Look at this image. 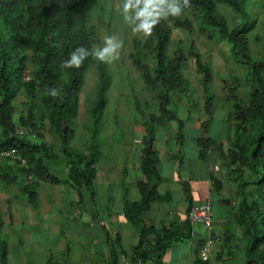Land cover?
<instances>
[{
	"label": "trees",
	"instance_id": "obj_1",
	"mask_svg": "<svg viewBox=\"0 0 264 264\" xmlns=\"http://www.w3.org/2000/svg\"><path fill=\"white\" fill-rule=\"evenodd\" d=\"M101 1L0 0V153L16 149L23 160L0 166V184L18 187L31 201L42 181L74 186L81 199L83 192L92 201L96 198L97 165L103 157L99 135L109 106L112 74L107 62L91 56L79 67L66 68L63 61L81 45L90 49L96 46L98 30L90 22ZM181 3L201 32L217 43H227L231 55L229 66L236 73L234 87L231 84L228 87L224 79L228 90L226 101L232 109L225 120L230 131L229 148L223 153L230 176L237 180L236 223L243 231L245 248L242 253H234L227 247L219 259L239 257L240 260L242 255L245 261L241 259L239 264H264V203L260 205L255 199L259 197L261 202L264 199V57L257 58L251 48V42L261 44L257 30H264V0H188L187 4L181 0ZM219 4L230 11V21L220 11ZM169 20L176 27L194 30L188 18L162 19L152 35L135 41L136 52L131 55L154 94L156 105L149 113L137 109L145 129L141 154L143 177L138 182L141 198L129 201L125 195L122 200L123 214L135 228L138 241L129 250L113 246L108 257L110 264H118L119 256L126 257L129 253L130 264H161L168 249L192 236L187 219L171 222L169 226L162 223L159 227L148 226L145 220L153 204H163L172 198L170 192L159 191L164 178L155 145L156 132L169 131L175 123L179 149L186 140L187 120L181 116L174 94H186L190 88L184 74L187 53L183 43L171 48L175 42ZM191 54L196 56L197 71L203 75L201 83L206 93L204 110L208 119L201 123L204 136L195 141L200 157L204 158L208 148L217 144L209 138L217 102L216 95L209 90L213 71L210 64ZM91 70L97 72L95 89L87 104L88 131L92 138L87 148L77 150L70 141L77 129L81 92ZM241 86L247 89L244 96L238 92ZM52 87L59 90L55 97L49 94ZM21 96L25 116L23 113L16 119L15 102ZM19 128L32 132L29 136L34 137L19 136ZM46 135L59 143L58 151L46 140ZM192 207L189 206L188 212ZM3 225L0 212V264H9L8 242L1 234ZM196 263L206 264L199 256Z\"/></svg>",
	"mask_w": 264,
	"mask_h": 264
},
{
	"label": "crops",
	"instance_id": "obj_2",
	"mask_svg": "<svg viewBox=\"0 0 264 264\" xmlns=\"http://www.w3.org/2000/svg\"><path fill=\"white\" fill-rule=\"evenodd\" d=\"M214 125L209 131V138L216 140L217 144L208 148L204 158L200 157L195 142L204 136V131H185L186 140L181 149L177 146L176 131L173 137H170L171 131L156 132L155 145L164 178L159 191L170 192L172 198L163 204L152 205L145 215L148 226L180 223L187 218L190 205L210 202L214 213L213 232L210 234L203 225L196 224L189 239L175 243L183 247L173 249L175 246H172L167 250L169 257L165 264H197L202 246L212 235L217 240L211 260L204 263L239 264L241 259L245 261L242 255L240 260L239 257L219 259L220 253L227 247L234 253H242L245 239L236 223L235 208L239 203L237 180L230 176L228 161L223 153L229 148L230 131H216ZM142 137L134 140L140 143L141 154ZM170 157L176 161H171ZM127 161L125 166L120 163L117 171L105 168L102 176L97 175L94 201L86 192L82 193L81 199L76 188L66 184L40 182L33 201L27 195H22L18 187L0 188V212L4 222L1 234L8 242L9 264H110L108 257L113 246L118 250L121 247L129 250L136 245L138 234L123 214L122 200L125 195L129 201L141 198L138 188V182L143 177L141 155L140 162L135 165ZM124 173L127 177L123 186ZM19 233L23 239L17 237ZM73 234L82 236L81 241L77 242L80 243L77 249ZM58 255L61 256L59 261L55 259ZM98 256L101 260L103 258L102 263L98 262ZM38 258L44 260L37 263ZM130 260V253L126 257L120 255L118 264H130Z\"/></svg>",
	"mask_w": 264,
	"mask_h": 264
},
{
	"label": "rangeland",
	"instance_id": "obj_3",
	"mask_svg": "<svg viewBox=\"0 0 264 264\" xmlns=\"http://www.w3.org/2000/svg\"><path fill=\"white\" fill-rule=\"evenodd\" d=\"M121 5L122 0H102L100 6L92 13L90 22L92 25L96 26L98 30V37L95 45L103 46L105 42L104 37L106 35H118L124 41L123 47L119 50V57L112 62H107L113 82L108 92L109 106L105 110L103 119L104 125L99 135V143H101V150L103 152V157L97 165L99 176H102L101 172L105 168L109 170L114 168L117 171V167L120 166L119 164L121 163L125 166L126 163H128L127 160L131 161L134 165L140 162L141 146L140 143L137 144L134 140H139L141 136H143L145 129L139 120V112L137 109L149 113L155 110L156 105L154 94L148 89L141 72L137 69L131 57V55L136 52L135 41L144 39L145 35L132 31L131 26L123 19V15L120 11ZM219 7L220 11L230 21V11L226 10L224 4H219ZM178 17L190 19L194 26V30L190 31L185 27H176L174 22L169 20V24L173 28V39L175 42L171 48H177L180 43H183L187 53L184 74L190 83V88L186 94H174V99L179 105L181 116L184 120L187 119L186 132L202 131L201 123L208 119L204 110L206 93L201 83L203 75L197 71L195 62L196 56L191 54V52L200 56L205 63L210 64L213 70L209 90L216 95L217 108L214 112V118L211 124L213 125V123H215L214 126L216 127H214V130L216 131H229V125L226 124L225 120L232 108L226 101L228 90L224 79L228 81V87H230V84L234 87L236 84L233 76H236V73L234 74L229 66L231 63L228 57L231 55L229 54L228 45L225 42L217 43L207 34L201 32L197 27V22L193 20L191 13L188 11L184 10ZM257 34L258 38H261V44L256 45L251 42V48L253 54L261 59L264 57V30L258 28ZM96 80L97 72L91 70L86 81L87 86L85 85L82 92L77 129L70 141L71 146L77 150L87 148L92 138L91 131H88L89 119L87 116V104L92 98ZM246 90L244 86L238 88V92L241 96H244ZM23 101L24 97L21 96L15 102L17 110L16 119L24 113ZM23 116H25V113ZM211 128L213 129V127ZM169 129L171 131L170 137H173L174 132L177 130V125L172 123ZM29 137L31 139L34 136ZM46 140L49 143H53L57 151L59 150V143L54 141L52 136L46 135ZM158 147H160V143ZM129 156L130 158L128 159ZM8 163L9 165L15 164L13 160L10 162L7 160H0V166H4ZM115 176H121V174H115ZM135 179L137 178L135 177ZM12 186H9L8 189L16 188V186ZM0 188L2 189L4 186L0 184ZM1 189L0 192H2ZM248 190L251 191L252 187H249ZM255 199L259 201L260 205L264 203V199L262 202L259 197ZM80 205L82 206V204ZM8 237L11 238V236ZM17 237L20 239L24 238L20 233ZM72 238L74 240L73 242L77 243L81 241L82 236L73 234ZM79 245L80 243L75 244V249H77ZM178 246L180 248L183 247L182 244L177 246L174 244L173 249H178ZM168 257V254L163 256V264L166 263ZM58 258L60 259L61 256L58 255L55 259L59 261ZM36 260L37 263H41L44 259L38 258ZM97 260L99 263H102L103 258L101 260V257L98 256Z\"/></svg>",
	"mask_w": 264,
	"mask_h": 264
},
{
	"label": "clouds",
	"instance_id": "obj_4",
	"mask_svg": "<svg viewBox=\"0 0 264 264\" xmlns=\"http://www.w3.org/2000/svg\"><path fill=\"white\" fill-rule=\"evenodd\" d=\"M187 2L188 0H184V4H187ZM120 11L123 15L124 21L128 25L131 26L132 31L134 33H143L145 36H150L153 34L155 27L161 22L162 19L181 15L184 11V5L181 3V0H122ZM104 41L105 42L103 46L96 45V46H93L91 49L84 45L77 47L75 50L70 52L69 58L63 61V66L66 68H70L72 66L79 67L90 56L98 59L99 61H104V62H112L116 60L119 57V54H120L119 50L123 47L124 41L118 35H106L104 37ZM49 94L55 97L59 94V90L55 87H52L49 90ZM186 130H187V127H186ZM21 131H23V134H21ZM158 131H166V130L160 129ZM17 133L21 137L29 136L30 134H32V132L30 133V131H27L22 128H19ZM13 150H16V149L2 151L0 153V160H8V158H10L14 162H16L17 160L22 162L23 160L21 156L18 155V153H16L15 156H12V155L4 156L3 155L4 153H9ZM207 203L211 205L212 212H213L212 203L210 202H207ZM213 216H214V213H213ZM213 226H214V222H213ZM209 232L211 234L213 232V228H212V231H209ZM210 239H213V245H212V250H211V257H212L213 247L215 244V240H217V238L212 235L209 239H207L206 242H208ZM204 245L202 246V248L204 247ZM201 250H200V253H201ZM199 258L202 260L201 256ZM202 261L208 262L204 260Z\"/></svg>",
	"mask_w": 264,
	"mask_h": 264
},
{
	"label": "built area",
	"instance_id": "obj_5",
	"mask_svg": "<svg viewBox=\"0 0 264 264\" xmlns=\"http://www.w3.org/2000/svg\"><path fill=\"white\" fill-rule=\"evenodd\" d=\"M23 134V131H21ZM16 150H13L9 153H4V156L16 155ZM187 219L191 226L196 224L203 225L207 230L212 231L213 228V212L212 207L209 203L194 206L188 213ZM213 245V239H210L201 250L200 256L202 260L209 261L211 259V250Z\"/></svg>",
	"mask_w": 264,
	"mask_h": 264
},
{
	"label": "bare ground",
	"instance_id": "obj_6",
	"mask_svg": "<svg viewBox=\"0 0 264 264\" xmlns=\"http://www.w3.org/2000/svg\"><path fill=\"white\" fill-rule=\"evenodd\" d=\"M87 86V85H86ZM82 93V92H81ZM91 94V93H90Z\"/></svg>",
	"mask_w": 264,
	"mask_h": 264
}]
</instances>
